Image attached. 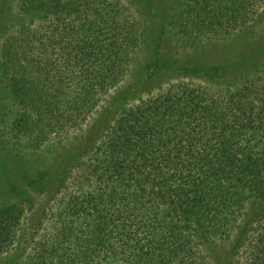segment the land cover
<instances>
[{"label":"trees","instance_id":"16d2710c","mask_svg":"<svg viewBox=\"0 0 264 264\" xmlns=\"http://www.w3.org/2000/svg\"><path fill=\"white\" fill-rule=\"evenodd\" d=\"M6 1L0 0V23L7 17ZM204 1L191 15L194 22L202 20L206 26L220 14L227 28L239 21L240 27L248 23L239 13L231 15L238 12L234 7H249L248 0ZM20 3L13 27L30 15L70 22L64 34L72 41L75 58L86 57L90 65H99L88 73L84 92L90 102L98 87L102 93L127 70L124 59L134 40L132 31L127 34L120 22L118 5L109 13L105 0ZM113 28L118 29L116 35ZM217 28L206 27L212 35ZM154 47L156 58L146 66L150 77L170 71L225 84L224 89L210 93L191 84L172 85L123 112L109 131L101 156L89 165L88 175L95 181L92 190L71 194L59 209L48 213L41 207L33 212L35 204L29 202L25 225L11 212L16 205L0 208V252L16 245L10 264H210L208 245L218 248V256L225 252L230 264H264V62L252 69L244 55L232 66L206 62L203 66L195 60L194 69H183L192 61L165 59L166 52H158L157 43ZM51 48L50 58L55 50L60 52L56 44ZM35 51L47 58L44 46ZM112 57L118 61L112 62ZM73 72L79 87L81 73ZM5 74L4 70L0 85ZM73 148L59 149L68 154L66 166ZM64 170L58 171L59 181L48 183L46 191L61 192L68 175ZM250 206L255 207L251 215ZM47 217L46 235L34 240ZM239 229L240 238L232 243ZM23 232L29 241L23 240Z\"/></svg>","mask_w":264,"mask_h":264},{"label":"rangeland","instance_id":"374dc122","mask_svg":"<svg viewBox=\"0 0 264 264\" xmlns=\"http://www.w3.org/2000/svg\"><path fill=\"white\" fill-rule=\"evenodd\" d=\"M5 3L7 17L0 23V78L4 70L6 74L4 85L0 86L10 92L0 88V104L5 106V109L0 108V208L16 205L11 212L25 225L30 215L29 202L35 204L33 212L42 207L49 213V210L59 209L61 201L71 194L92 190L95 181L88 175L89 165L95 157L101 156L106 137L117 126L123 112L161 95L172 85L191 84L210 93L224 89L225 84L220 86L206 78L170 71L150 77L146 66L156 58L154 43L159 47L158 52L162 55L166 52L162 56L165 59L179 63L192 61L182 66L183 69H194L195 60H201L203 66L204 62L208 66H232L244 55L252 69L264 62V0H248V8L234 7L238 12L231 15L239 13L249 20L242 27L239 21L238 25L230 24V28L224 26L226 18L220 14L206 26L202 25V20L193 21L192 13L203 6L204 0H105L109 13L119 6L120 22L127 28V34L132 31L134 41L124 59L127 70L115 85L102 93L98 87L97 97L90 102L85 94L88 73L99 65L96 68L93 62L90 65L86 57L75 58L77 53L72 41L64 34L70 22L60 19V24V20L52 17L34 19L30 15L13 27L16 22L11 21L21 13V3L20 0ZM195 23L199 24V29ZM210 25L218 27L213 35L206 29ZM113 29L116 35L118 29ZM119 43H123V39ZM55 44L60 52L55 50L56 55L50 58L48 53ZM40 45L47 50L46 59L38 57L35 51ZM118 53L116 51V55ZM111 61H118V57H112ZM244 67L247 65L235 68L241 72ZM75 69L81 73L79 87ZM66 146L75 148L67 166L63 161L68 154L59 153V149ZM81 151L83 154L79 157ZM62 167L68 174L64 188L58 194L46 191L48 183L59 181L58 171ZM254 210L255 207L250 206L249 214ZM40 214L44 215L41 210ZM48 217L43 226L37 228L34 240L46 235ZM23 233V240L29 241L30 236ZM241 233L237 230L231 242H236ZM229 246L231 243H227ZM205 252L210 264L231 263L225 260V252L218 256V248L212 245H208ZM15 254L14 244L9 251L0 252V264H10Z\"/></svg>","mask_w":264,"mask_h":264}]
</instances>
